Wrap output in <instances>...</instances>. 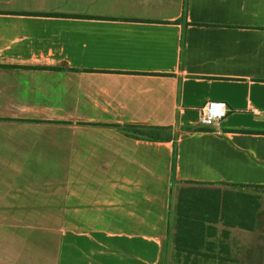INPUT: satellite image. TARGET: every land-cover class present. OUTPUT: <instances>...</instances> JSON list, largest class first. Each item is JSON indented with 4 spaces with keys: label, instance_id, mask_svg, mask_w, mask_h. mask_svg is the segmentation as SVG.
<instances>
[{
    "label": "crops",
    "instance_id": "crops-1",
    "mask_svg": "<svg viewBox=\"0 0 264 264\" xmlns=\"http://www.w3.org/2000/svg\"><path fill=\"white\" fill-rule=\"evenodd\" d=\"M210 101L230 113L204 128ZM188 182L229 204L260 196L248 185L264 186V0H0V218L88 221L0 225V264H63L67 234L92 235V264H113L114 243L120 264L166 245L183 264ZM231 207L201 227L199 264H248Z\"/></svg>",
    "mask_w": 264,
    "mask_h": 264
},
{
    "label": "trees",
    "instance_id": "trees-1",
    "mask_svg": "<svg viewBox=\"0 0 264 264\" xmlns=\"http://www.w3.org/2000/svg\"><path fill=\"white\" fill-rule=\"evenodd\" d=\"M130 136L152 140L170 139L165 135L171 128L148 127V126H124L122 127ZM189 188L180 191L179 204L177 208V232L174 234V246L178 259L183 264H199L201 247L206 242V234L201 227L205 222L216 223L218 219L223 220L228 205L234 204L233 210L237 211L234 226H240L253 232L261 225L264 227V211L261 197L256 193L245 194L238 192L232 196L234 203H228V195L221 191L208 189L198 183L188 182ZM238 186L241 185H230ZM248 188L264 190V186L248 185ZM210 214L207 216L206 214ZM211 213H214L213 218ZM217 213V214H216ZM248 220V223L247 221ZM263 220V223H262ZM226 221V220H225ZM215 233H208V237ZM208 250L211 244L207 245Z\"/></svg>",
    "mask_w": 264,
    "mask_h": 264
},
{
    "label": "rangeland",
    "instance_id": "rangeland-1",
    "mask_svg": "<svg viewBox=\"0 0 264 264\" xmlns=\"http://www.w3.org/2000/svg\"><path fill=\"white\" fill-rule=\"evenodd\" d=\"M261 199H264V190L260 191ZM263 223V220H262ZM88 224L87 219H70V218H0V225H50V226H75ZM67 234L66 248L63 264H92V235ZM168 239L170 236L168 235ZM172 245V242L169 243ZM169 245L156 251V256L160 260L146 259V264H180L173 259V254H169ZM75 249L82 250V255L74 253ZM154 252V251H153ZM160 253V256H159ZM120 250L114 243L113 264H120ZM248 264H264V227H258L255 231H248Z\"/></svg>",
    "mask_w": 264,
    "mask_h": 264
},
{
    "label": "built area",
    "instance_id": "built-area-1",
    "mask_svg": "<svg viewBox=\"0 0 264 264\" xmlns=\"http://www.w3.org/2000/svg\"><path fill=\"white\" fill-rule=\"evenodd\" d=\"M229 106L224 101H210L200 112L199 124L204 128H211L227 119Z\"/></svg>",
    "mask_w": 264,
    "mask_h": 264
}]
</instances>
